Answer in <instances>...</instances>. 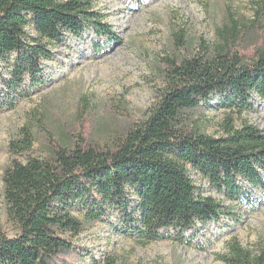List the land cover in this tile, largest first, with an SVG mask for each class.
Listing matches in <instances>:
<instances>
[{"label": "trees", "instance_id": "1", "mask_svg": "<svg viewBox=\"0 0 264 264\" xmlns=\"http://www.w3.org/2000/svg\"><path fill=\"white\" fill-rule=\"evenodd\" d=\"M253 5V18L230 16L218 26L216 42H188L179 56L163 59L157 102L112 145L65 137L50 142L44 158L8 163L2 195L18 234L9 238L0 229V264H69L72 238L113 211L142 243L170 237L162 230L188 243L184 232L196 223L231 214L196 192L188 167L231 202L249 199L238 179L264 189V131L246 121L234 124V116L252 108L253 94L264 101V0ZM86 27L117 39L90 0H0V62H10L9 76L0 75L2 89L17 98L26 79L31 86L44 83L42 61L53 58L48 44ZM215 92L230 112L219 137L201 132L193 119L201 100ZM31 145L23 131L9 149ZM128 189L137 197L134 206ZM227 247L217 255L225 264H264V246L252 252L232 239Z\"/></svg>", "mask_w": 264, "mask_h": 264}, {"label": "rangeland", "instance_id": "2", "mask_svg": "<svg viewBox=\"0 0 264 264\" xmlns=\"http://www.w3.org/2000/svg\"><path fill=\"white\" fill-rule=\"evenodd\" d=\"M253 1L90 0L116 40L99 37L90 27L79 35L65 33L59 42L48 44L53 58L42 61L44 83L31 86L26 79L17 98L9 97L0 85L2 232L9 238L18 234L17 224L7 217L2 195L3 170L11 160L44 158L55 139H78L96 147L112 145L129 127L145 120L147 110L157 102L164 85L163 59L179 56L188 42L194 46L216 42V28L230 16L253 18ZM26 30L35 35L30 26ZM9 70L10 62H0L2 79L9 76ZM200 103L193 116L196 126L207 135L221 136V123L230 112L221 105L220 95L212 93ZM243 121L264 131V101L256 94L252 108L234 116L235 126ZM23 131L32 139L30 149L11 152L10 143ZM187 172L198 194L212 197L231 214L196 223L184 232L188 243L174 240V230L161 231L168 238L142 243L113 211L72 238L75 252L68 263L225 264L217 255L228 252L232 239L252 252L264 246V189L238 179L249 199L231 202L196 170L188 167ZM127 195L134 206L136 195L129 189Z\"/></svg>", "mask_w": 264, "mask_h": 264}, {"label": "bare ground", "instance_id": "3", "mask_svg": "<svg viewBox=\"0 0 264 264\" xmlns=\"http://www.w3.org/2000/svg\"><path fill=\"white\" fill-rule=\"evenodd\" d=\"M261 211H264V208Z\"/></svg>", "mask_w": 264, "mask_h": 264}]
</instances>
